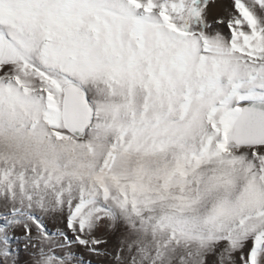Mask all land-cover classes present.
<instances>
[{"label":"snow or ice","instance_id":"1","mask_svg":"<svg viewBox=\"0 0 264 264\" xmlns=\"http://www.w3.org/2000/svg\"><path fill=\"white\" fill-rule=\"evenodd\" d=\"M0 264H264V0H0Z\"/></svg>","mask_w":264,"mask_h":264}]
</instances>
